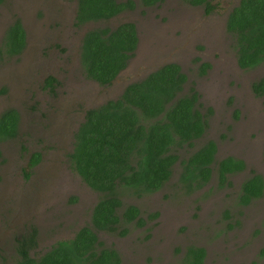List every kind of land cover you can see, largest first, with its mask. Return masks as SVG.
Returning a JSON list of instances; mask_svg holds the SVG:
<instances>
[{
  "label": "rangeland",
  "instance_id": "374dc122",
  "mask_svg": "<svg viewBox=\"0 0 264 264\" xmlns=\"http://www.w3.org/2000/svg\"><path fill=\"white\" fill-rule=\"evenodd\" d=\"M75 1L4 0L0 4V49L8 26L16 19L25 25L30 37L19 56L0 55V113L5 107H15L20 113L18 136L0 143V264L15 263L14 238L26 234L30 228L37 230L38 244L31 250L35 256L57 241L71 238L88 221L92 205L98 199V193L74 171L68 178L52 176L56 185L51 190L40 191V184L47 185L48 178L38 172L56 174L54 167L58 166V159L53 156V168L41 166L26 180L22 145L29 151L42 149V145L48 144L46 137L55 135L61 145L58 151L69 154L73 146L72 128L85 109L116 98L124 82L137 79L138 73L125 70L112 85L96 84L86 77L80 64L71 63L73 43L68 46L64 42L66 51L56 54L55 59L49 58L56 48L48 45L46 37L55 42L53 35L63 34V31L57 33L66 19L62 15L70 17ZM187 8L189 15L181 14ZM153 10L135 9L110 20L90 22L79 31L113 27L123 20H132L139 23L142 34L147 20L154 18ZM156 11L155 17L168 15L167 23L177 18L175 24L168 26L182 31H168L177 42L168 44L166 52L180 59L188 77L183 91L187 92L190 85L196 88L200 109L207 116L203 136L192 147L184 146L177 153L181 159L186 158L207 140H214L218 157L238 156L246 162V168L230 175L227 185L213 180L188 190L180 180L181 165L177 162L170 179L156 192L141 197L130 191L122 194L123 204L139 207L144 225L126 224L129 229L126 235L107 234L101 237L102 241L119 251L121 264H180L189 245L206 249L205 264H264V194L247 206L237 201L240 183L252 172L264 178V94L252 88L254 83L264 81V61L247 69L237 65L234 38L223 25L224 11L203 18L202 7L185 5L182 0H163ZM153 21L158 22L155 18ZM72 30L67 26L65 31L70 34ZM147 33L142 37H150L160 45L165 41L162 31L154 29ZM187 33L195 34L197 41L187 38ZM201 53L203 60H213L216 67L199 76ZM224 56L227 58L219 64ZM142 61L134 58L131 68L135 69L138 66L135 64ZM48 75L57 77L52 90L44 84ZM43 192L55 195L53 200H39Z\"/></svg>",
  "mask_w": 264,
  "mask_h": 264
},
{
  "label": "trees",
  "instance_id": "16d2710c",
  "mask_svg": "<svg viewBox=\"0 0 264 264\" xmlns=\"http://www.w3.org/2000/svg\"><path fill=\"white\" fill-rule=\"evenodd\" d=\"M141 1L152 4L160 0ZM185 1L205 5L206 13L213 8V0ZM133 6L132 0H77L75 17L78 23L106 21ZM225 27L234 38L241 67H254L264 61V0H240L229 13ZM25 39L21 20H14L4 34L0 55H18ZM136 43L135 26L130 22L88 29L80 45L86 77L99 85L110 84L133 55ZM186 82L179 65L167 63L127 84L118 97L85 109L74 131L69 158L73 170L98 193L90 221L71 238L57 241L39 256L31 253L37 246L36 231L28 232L17 241L19 256L14 264H121L120 253L104 244L98 233L124 236L129 231L126 224L144 225L139 207L123 204L125 191L141 197L159 190L170 179L177 162L181 165L180 180L188 190L194 183L201 187L211 176L225 185L230 174L244 169L242 159L228 156L217 160L214 140H207L186 158H180L178 150L192 147L207 126L199 92L193 85L184 92ZM252 88L263 94L264 81L254 83ZM19 123L17 108L8 107L0 113V143L18 136ZM38 160L36 154L31 158L32 164ZM263 191L262 176L252 174L242 183L238 204L249 205ZM205 256L204 247L189 245L180 264H203Z\"/></svg>",
  "mask_w": 264,
  "mask_h": 264
},
{
  "label": "flooded vegetation",
  "instance_id": "af4514ba",
  "mask_svg": "<svg viewBox=\"0 0 264 264\" xmlns=\"http://www.w3.org/2000/svg\"><path fill=\"white\" fill-rule=\"evenodd\" d=\"M4 0H2V2H3ZM123 1H125V2H127L128 0H123ZM133 2H134V6H133V8H131V7H127V8H125L123 11H121L120 13H118L116 16H121L123 13H129V12H131V11H133V10H141V11H145V12H147V9H155V10H153L152 11V17H154L158 22H154L153 20H154V18L152 19V20H147L148 21V23H146V25L144 26V28H142V30H144L143 32H142V34H144V35H148V33H147V31L148 32H152V31H154V29L156 30H158V31H162L163 32V38H165V41L164 42H162L161 43V45L160 44H157V43H154L152 40L153 39H151L150 37H142V34H141V32H139V27H138V22H134V21H130V20H123V21H121L120 23H125V22H130V23H133L134 24V26H135V30H136V35H137V43H136V48H135V50H134V53H133V55H131L129 58H128V60H127V64H126V66L118 73V75L115 77V79H113L112 80V82L110 83V84H108V85H112L118 78H119V76L122 74V72L123 71H128V70H130L131 72H133V73H135V74H137L138 73V75L135 77V78H137V79H133V80H131V81H126V82H124V86H123V89L125 88V86L127 85V84H129V83H131L132 81H136V80H140V79H142V78H144L146 75H148L150 72H152V71H155L156 69H158V68H160L161 66H163V65H165V64H167V63H176L177 65H179V67H180V69H181V71L182 72H184L183 71V68H182V64L180 63V59H178L177 58V56H173L171 53H167L166 52V47H167V45L168 44H173V43H176L177 42V39L175 38V36H171V35H169L168 34V31L169 30H179V28L178 27H175V28H170L168 25H171V24H175L176 23V21H177V18L176 17H174L169 23H167V19L169 18L168 17V15L166 16V18H163V15H160L159 17H155V14L157 13V11H156V8L162 3V1L163 0H160V1H157V2H154V3H152V4H143L142 3V1L141 0H132ZM228 1V2H227ZM1 2V3H2ZM239 2H240V0H213V1H211L210 3H211V5L213 6V8L208 12V13H206V7H205V5H201V4H198V5H194V4H191L190 2H188V1H185V0H182V3L183 4H185V5H189V6H192V7H202V11H203V13H204V15H205V17H203V18H209V17H213V16H210V14L211 13H214L215 11H219V13L220 12H223L222 13V15H224V17H223V22H224V24L223 25H225V22H226V19H227V17H228V15H229V13L232 11V9L233 8H235L238 4H239ZM0 3V4H1ZM227 5V6H226ZM76 8H77V1H75V3H74V8H73V10H72V13L70 14V17L69 18H67V14H63L62 15V17L63 18H65L66 17V19L65 20H63L64 22L63 23H61V28L59 27V29L57 30V33H60V32H62L63 31V34L62 35H60V34H57V35H53L55 38H56V40H55V42L53 41V39H51L50 40V38H48V37H46V39L47 40H49V43H48V45H53V47H55L56 49V52H55V54L53 55V54H49V55H51V56H49V58L50 59H52V58H54L55 59V56H56V54H58V53H60L59 55H61V53L63 52H65L66 51V49H64V42H67V44H68V46L70 45H72V43L74 44V50H73V53L71 52L69 55H70V61H71V63L72 64H74V65H78V64H80L81 65V57H80V45H81V42H82V38L84 37V34L86 33V31L89 29V28H86V29H84L82 32H80L79 30H80V28L81 27H83V26H86L87 24H88V22H86V23H78L77 22V20H76ZM221 8V9H220ZM177 10V9H176ZM175 10V11H176ZM188 11H189V8H187L186 9V13H181V14H184V15H187L188 14ZM189 15V14H188ZM116 16H113V17H111V18H109L108 20H110V19H113V18H115ZM201 16V15H200ZM202 17V16H201ZM163 19V20H162ZM146 20V19H145ZM166 23H165V22ZM175 21V22H174ZM90 23V22H89ZM23 24V23H22ZM119 24V23H118ZM118 24H116L115 26H117ZM67 26H68V28H72L73 30H72V33H70L69 34V32H66L65 30L67 29ZM115 26H113V27H115ZM149 26H150V28H149ZM23 27H24V29H25V32H26V44H25V47H26V45L27 44H29V42H30V37H29V34H28V30L26 29V27H25V25L23 24ZM179 31H182L181 29L179 30ZM76 32V33H75ZM165 32H167V33H165ZM188 32H189V27H188ZM68 34H69V36H68ZM141 34V35H140ZM57 37H59V38H57ZM67 37H68V39H67ZM187 38H190V39H192L193 40V42H196L197 41V36L195 35V34H188L187 33V36H186ZM58 39V40H57ZM62 39V40H61ZM64 39V40H63ZM234 45H236L235 44V41H234ZM25 47H24V49L18 54V55H14V57L15 56H19L22 52H24L25 51ZM155 48H159V50L157 51V52H155V53H152V54H150V52H153V49H155ZM70 49V48H69ZM150 51V52H149ZM235 51H236V46H235ZM142 52V53H141ZM149 52V53H148ZM184 51H182V53H183ZM140 53H141V55H140ZM143 53H148L147 55H143ZM201 56H199L200 57V59L198 60V61H201L200 62V64L198 65V75H199V73L202 75V74H204L207 70H209V69H214L215 67H216V63L213 61V60H211V61H205V60H203V56H204V54H200ZM4 57V56H3ZM198 57V58H199ZM134 58H138V60H139V62L141 61V60H143L142 62V64H135V65H138L135 69H133V68H131L132 67V65L130 64V63H132V61H133V59ZM227 58V56H224L223 58H221V60L219 61V64L221 63V61L222 60H225ZM73 59H75V61L73 60ZM67 60V59H66ZM236 62H237V54H236ZM237 65L240 67V68H244V67H241L239 64H238V62H237ZM82 66V65H81ZM255 67V66H254ZM248 68H251V67H248ZM245 69H247V68H245ZM125 71V72H126ZM139 73H142V75H140ZM185 74H186V72H184ZM53 77L54 78V80L53 79H50L49 77ZM139 76V77H138ZM186 76H187V74H186ZM200 76V75H199ZM90 79V78H89ZM187 79H188V77H187ZM50 80V82H51V84H48L49 81ZM94 81V80H93ZM96 82V81H95ZM57 83V77H55V76H53V75H48L45 79H44V84L46 85V87L48 88V89H50V90H52V88H54L53 86H54V84H56ZM96 84H98L97 82H96ZM123 89H122V91H123ZM122 91H121V93H122ZM120 93V94H121ZM120 94H118V96L120 95ZM264 94V93H263ZM117 96V97H118ZM112 99V98H111ZM114 99V98H113ZM199 99H200V94H199ZM7 107H5L4 109H6ZM3 109V110H4ZM2 110V111H3ZM202 111V110H201ZM202 113L204 114V112L202 111ZM84 114H85V111H84V113H83V115H82V117L76 122V124H75V126H74V129L72 128V132H71V135H70V137L71 136H73V134H74V131L76 130V128H77V126H78V124H79V121L81 120V119H83V117H84ZM205 115V114H204ZM208 115V114H207ZM206 116V115H205ZM206 118H207V116H206ZM207 120V119H206ZM20 124V123H19ZM20 126V125H19ZM205 130H206V128H205ZM19 132H20V130H19ZM46 139L48 140L47 142H48V144H45V145H42V149H36V150H31V151H29L28 150V148L25 146V145H22V152L25 154L24 156V158H25V161H24V164H25V166H24V170H23V177L26 179V180H29L31 177H32V175L34 174V171L35 170H38V168L39 167H54V166H52V164H54L53 162H52V160H53V156H55V158L56 159H58V163L60 164H57L58 166L57 167H54L55 169H56V174H52V173H49V172H47V171H39L38 173L40 174V175H42V176H46L48 179L45 181L46 183H47V185H44V184H40V187H41V189H40V191H44V190H46V189H49V190H51L50 188H52V185H56V183H55V181H54V178H52V176H57L58 178H61L62 177V175H65L67 178H68V176H71V174H72V171H74L73 170V168L71 167V162H70V158H69V154L71 153H69L68 154V152L67 151H64V150H59L58 151V148L61 146L60 144H59V142H60V140H59V138H57L55 135H52L50 138H48V136L46 137ZM67 142H69V140H67ZM216 143V142H215ZM72 150H73V146H72ZM71 150V151H72ZM52 151V152H51ZM47 152H51L50 153V156H47ZM53 153V154H52ZM56 153H59L60 154V156L57 158L56 157ZM34 154H36V156H38L39 157V160L35 163V164H32V162H31V158L34 156ZM219 156V149H218V145H217V143H216V152H215V158L217 159V160H220V159H222V158H225V157H228V156H233V155H229V154H222V156H220V157H218ZM233 157H235V158H238V159H242V158H239L238 156H233ZM61 160H63V161H61ZM243 160V159H242ZM244 161V160H243ZM244 164H245V167H244V169L246 168V162L244 161ZM176 165V164H175ZM59 166L61 167V166H63L62 167V169H59L58 170V168H59ZM244 169H242V170H239V171H237V172H235V173H239V172H242V171H244ZM75 172V171H74ZM235 173H233V174H235ZM75 174H77L76 172H75ZM252 174H254V172H252L251 173V175L250 176H252ZM259 174V173H258ZM230 175H232V174H230ZM230 175L228 176V178H227V181H226V185L228 184V180H229V177H230ZM250 176H248V177H250ZM247 177V178H248ZM262 178H263V176H262ZM246 179V178H245ZM245 179L243 180V181H245ZM213 180H215V181H218V183L220 182L219 181V178H217L216 176H211V178L207 181V183H205V184H203L202 185V187L204 186V185H206V184H209V183H211ZM44 181V180H43ZM243 181L240 183V189L239 190H241V186H242V183H243ZM263 181H264V178H263ZM72 183H74V180H72L71 181V184ZM88 186V185H87ZM193 188L192 189H195L196 188V186H195V183L193 184ZM89 187V186H88ZM8 188V187H7ZM7 188H5V190L7 189ZM90 188V187H89ZM192 189H190V190H192ZM157 191V190H156ZM155 191V192H156ZM2 194H4V193H2ZM40 194H43V195H41V197H39V200H41V199H47V200H49V199H51V200H53V198H54V196L55 195H53V194H50V193H47V194H44V192L43 193H40ZM263 194H264V191H263ZM238 197V196H237ZM261 197V196H260ZM260 197H258V198H260ZM258 198H256V199H258ZM60 199V198H59ZM51 200H49L50 202H51ZM255 200V199H254ZM253 201V200H252ZM97 202V200L95 201V203ZM95 203L92 205V209H93V206L95 205ZM92 209L90 210V215H89V218H88V221L85 223V224H87L89 221H90V217H91V213H92ZM52 210H55V209H52ZM85 224H83V225H85ZM83 225H81V226H83ZM81 226H79L77 229H76V231L81 227ZM32 229L30 228V231H31ZM29 231V232H30ZM33 231V230H32ZM36 232H37V230H35ZM28 233V232H27ZM27 233L26 234H24V235H17L15 238H14V241H15V248H14V255L16 256V257H18L19 255H18V252H17V249H16V246H17V241L19 240V239H22V237H24L25 235L27 236ZM107 234H110L109 232H104V231H100L99 233H98V236H99V238H100V240H102V236L103 235H107ZM36 239H37V234H36ZM61 240H63V239H61ZM37 244H38V240H37ZM107 246H111V245H107ZM13 247H14V245H13ZM114 247V246H113ZM51 248V247H50ZM115 248V247H114ZM187 248V247H186ZM206 250V249H205ZM118 251V250H117ZM119 252V251H118ZM121 256V255H120ZM206 256H207V251H206ZM206 256H205V258H204V260H203V264H205V261H206Z\"/></svg>",
  "mask_w": 264,
  "mask_h": 264
}]
</instances>
